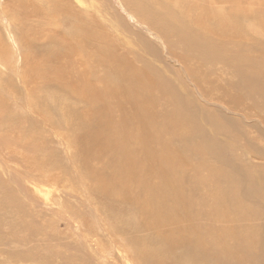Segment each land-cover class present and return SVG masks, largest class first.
<instances>
[{"label": "rangeland", "instance_id": "obj_1", "mask_svg": "<svg viewBox=\"0 0 264 264\" xmlns=\"http://www.w3.org/2000/svg\"><path fill=\"white\" fill-rule=\"evenodd\" d=\"M28 1H33L34 5H27L26 0H0V43L3 46L0 47V83L2 81L0 92L8 83L9 86L15 87V93H20L24 100L26 92L21 84L18 85L21 83L19 82L21 72H24L22 68L31 64L39 66L41 62V76L48 79L47 85L56 86L55 94H61L63 97L67 94L68 101L71 99L73 101V98H76L83 102L77 100L76 110L72 108L73 114L70 118L73 123L81 122L82 113L80 111L86 108V111L92 116L91 121L98 125L99 129L105 130L104 125L96 123L98 114L105 112L108 116L102 114L99 118L111 120L112 136L117 137L124 133L125 129L117 124L116 118L131 127L133 110L137 106L133 103H115L114 97L110 94H107V97L98 96L104 101L96 102L97 97H94L89 104H86L73 84L69 80L65 81L64 75H69V72L65 71L64 75L61 73L72 59L81 58L82 55H77L72 51L68 52L67 44L58 42L56 34L61 31L69 36L71 33L73 34L74 29H86L87 34L97 37V40L84 36L91 41H96L95 43L99 44L100 48L104 47V43H112L121 47V56L128 53L129 57H135L134 62L143 68L147 66V62H151L150 65L164 76L162 80L157 76L159 81L163 83L165 78L169 82L171 81L172 84L168 86L173 85L175 92L183 99H191V103L186 105L179 101L174 107L168 108L167 115H163L157 121L147 119L146 124L149 130H158L161 123L165 119L168 120L169 114L175 115L181 112L179 118H184L188 122L190 127L186 129L189 133L192 132L191 136L186 138V144L191 148L189 151L184 150L185 158L191 160L192 164L189 165L186 162L181 167L175 168L176 173L180 175L178 182H174L175 196L179 204L186 208L184 212L180 216L169 217L160 222L149 216L142 236L152 239L163 238V241L167 243L165 236L169 234L177 241H183L180 247L171 248L167 254L165 260L168 264H172L174 261L178 262L184 255L197 264H236L238 259L234 250L239 247L242 238L252 232L259 234L260 238L256 241V243L260 242L256 258L260 257L261 262L258 260L257 264H264V246H262L264 245V104L258 107L252 101L254 98L251 97L254 89H251L250 79L247 77L250 65L248 61H255V58L250 55V46L243 45L229 26L228 33L222 31L223 36L220 37L221 42L217 49L220 59L214 61L213 64L208 63L209 57L205 58L202 63L196 57L190 58L193 55L187 56L191 45L189 43L179 44L176 41L178 40L176 31L170 30L168 24V17L174 14L176 20L183 23L180 26L182 25L183 38L186 41H190L189 37L192 39L191 35H196L197 29L192 24L190 15L185 18L180 16L177 7L181 4L179 2L187 0H56L58 3L56 8L50 6L52 0ZM138 2L142 3L139 7L140 10L137 11L135 8ZM171 2L174 3L172 7L169 5ZM195 2L207 17H214L211 11L215 9L212 8L210 0H195ZM252 3L251 10L255 13L258 9L261 15H264L260 0H253L250 4ZM221 4L225 10L221 11L225 12V16L233 13L229 10L232 3L223 2ZM236 5L232 8L233 10ZM128 6L130 7L128 8ZM131 7L134 10L130 11ZM173 7L175 12L171 10ZM146 9L151 13L147 14L149 21L144 19ZM165 11L168 12L164 13ZM55 12L59 14L63 22L56 21ZM239 13L243 12H235L237 19L240 16ZM73 14H82L83 16L84 20L81 19L78 26L75 25ZM142 15L143 18H141ZM242 15L239 19L248 21V26L245 25L241 29L238 37L245 38V33L250 37L260 38L264 42V36L254 32V21L252 20L257 15L251 17ZM45 20L49 21L44 23ZM55 23L62 24L59 27ZM77 38L74 37V40ZM250 43L253 51L257 43L254 40H251ZM28 49L39 60L27 59ZM32 50L35 53H32ZM90 51L92 54L90 57H85L86 61L99 57L94 49ZM132 53H135L136 56ZM236 58L239 60L240 67L238 74L232 65V61ZM24 60L25 65L22 63ZM192 66L202 74L198 75L195 80L186 72V67ZM177 76L180 78L181 84L178 82ZM139 81L141 82V80ZM194 81H197L198 85L194 84ZM155 82L156 79L153 77L154 86ZM91 83L93 84V79H90L86 84L91 86ZM40 85L41 83L38 86ZM183 85L186 87L188 85V87L184 90ZM206 87H209L208 92L205 90ZM88 89L85 90L87 96ZM231 91L239 92L237 97ZM50 92L42 95L41 99L44 98V101L41 106L52 100ZM224 96L228 98L227 104L219 101ZM110 100L113 102L111 103ZM17 108L15 113L25 112L28 115L26 119H20L23 124L22 132L18 135H8L7 140L0 134V181L2 182L0 185V264H25L19 263V258L24 259L26 264H43L44 260L35 263V258L39 254H45L47 249L51 257L50 264H77V262L63 259L62 247L71 250H74L73 248L85 250L86 252L93 247L95 256H86L84 260L87 262L83 261L84 264H130L124 262L122 253L116 251L112 245L113 241L104 240L101 225L96 221L100 199L103 201L99 209L100 214L105 212L107 204L116 210L123 209V205L118 204L114 197L106 198L113 194L106 190L104 192L98 189L92 190L90 192L92 200H88L89 195L77 186L79 184L74 182L75 167L72 166L73 162L68 153L60 145L47 151L49 166L54 163L57 167L44 168L43 176L40 174L33 177L27 175L29 169L41 168L38 167L41 152L31 146L26 150V154H23L12 143L17 140L22 144L25 136L37 135L41 128V122L37 121L35 114L30 112L31 108L26 107V104ZM157 108L161 110L166 107L158 106ZM204 108L206 109L204 110ZM60 109L57 110L58 115L55 117V121H61L63 117L68 116L64 115ZM109 109L111 111H107ZM2 111L5 118L4 126L10 129L11 126H6L10 123L11 113L7 109H2ZM66 111L68 108L64 113ZM118 112L122 113V117H117ZM144 114L152 116L149 112ZM138 116L142 118L144 115L140 113ZM15 119L16 117L13 118L14 121ZM80 132V124L78 129L70 131L75 148L77 146L75 142L80 139ZM206 143H209L207 145L209 149L205 147ZM112 145L117 146L114 143ZM31 148H34L31 153L32 158L25 162L24 158ZM106 153H110L107 148L99 155H93V157H98V163H95L98 168L101 163H107ZM158 155L149 154L156 166L155 169L159 171V177L145 174L136 175V169L131 165L134 160L123 168L132 184L129 187L134 188L137 197L138 191L143 192L145 187H148L152 194L159 196L160 194L154 191L153 187L159 188L160 178L172 175V172H169L171 167H157ZM212 167H222L225 172H222L223 175L215 174ZM163 171H166L167 174L162 173ZM104 173L108 179L109 173ZM94 175L95 172L88 173L89 184H95V182H100L101 185L105 184L102 175H100V179L90 181ZM193 175L201 181L205 179L207 184L192 180L196 185L194 189H191L188 186V182H190L188 179L194 177ZM220 175L228 185L226 190L233 193L234 189L230 188H236L234 195L236 193L240 201H234L223 211H216V207L224 206V203L220 199L216 200L211 193L213 189H219L216 176ZM36 176L40 181L36 179ZM147 178L149 180H146ZM33 181L38 182V191H35L31 185ZM223 184L221 183V185ZM88 189L89 187H86L87 191ZM167 194L173 197L174 192ZM124 195L131 200L128 207H135L134 197L127 193ZM155 205L159 206L157 203ZM253 207L257 208L259 212L255 218L242 213L241 219L237 214H233L239 210L245 211ZM228 211L233 216L228 215ZM118 219L123 225V215H119ZM212 229H215L218 234H213ZM170 231L174 233L172 234ZM53 233L55 236L51 235ZM88 234H91L92 238ZM202 235H204L203 238ZM260 236H263L262 240ZM37 238L43 239L37 243ZM100 246L107 251L103 256L98 255L103 251ZM167 247L166 244L165 248ZM224 250L232 252L225 256H219V252ZM116 254L119 256H115Z\"/></svg>", "mask_w": 264, "mask_h": 264}, {"label": "bare ground", "instance_id": "obj_2", "mask_svg": "<svg viewBox=\"0 0 264 264\" xmlns=\"http://www.w3.org/2000/svg\"><path fill=\"white\" fill-rule=\"evenodd\" d=\"M26 1L27 5H34L33 1ZM194 1L195 0L182 1L179 2L181 3L180 6H177L180 16L185 18L186 16L190 15L192 24L197 29L196 35H191L192 39L189 37L190 41H186L183 38L184 30H182L183 28H181L182 25L180 26V24H183L182 21L180 19L179 20L181 22L176 20V16L174 14L168 17L170 30L176 31L175 33H177L176 38H178V40L176 41H178L179 44L185 45V43H189L191 45V49L187 52V56L193 55L190 58L196 57L199 62L203 63V60L209 57L208 63L213 64L214 61L220 59L219 51L217 49L218 45L221 42L220 37L223 36L222 31L228 33L227 29L230 26L231 29L235 32V37L240 40L243 45L250 46V55L252 56V58H255V61H248L250 65L248 67L247 77L250 79L249 84L251 86V89H254V91L251 93V97L254 98V100H252L253 103L258 107L262 106L264 104V42H262L260 38L253 36L250 37L245 33V38L243 36V38H239L238 34H240L241 29H243L245 25L248 26V21L245 22V19L243 21H241L242 18L241 20L239 19L242 14H245L246 16L248 15V17L257 15L252 20L254 21V32H258L259 34L264 36V15H261L258 9L255 11V13L251 10L253 3H250L253 0H210L212 2V8L215 9L214 11H211V14H213L214 17H207L204 11H200V8L196 6V2L194 3ZM50 2V6H52L53 8H56L58 6L56 0H52ZM223 2H230L233 4H231L229 8V10L233 11V13L225 16V12H222L225 11L223 5L221 4ZM260 2L264 10V0H260ZM141 3L138 2L136 4L135 9H137V11L140 10L139 7L141 6ZM173 4L174 3L172 2L169 3L171 7ZM236 4L239 6H237ZM234 5L236 6L233 10L232 8L234 7ZM129 7L130 6H128V8ZM39 8H41V6H39ZM132 9L133 8L131 7L130 11ZM171 10L175 12L174 7ZM236 11L243 12L241 14L239 13L240 16L238 19L240 21L236 18L237 15L235 16ZM167 12L165 11L164 13ZM148 13L150 12L146 9L144 13V19H147ZM56 15V21L63 22L59 14L56 13ZM73 15L74 21L76 22L75 25L78 26L80 20H84L83 16L82 14ZM246 16L245 18H248ZM242 17L244 16L242 15ZM137 18L140 19L139 17ZM141 18H143V15ZM48 21L49 20H45L44 23ZM55 24L60 27L62 23ZM169 28L167 29L169 30ZM59 33H61V31L56 34L58 42L67 44L68 52L72 51L77 55H82L81 58L72 59L69 62L67 68L62 69L61 73L63 75L65 71L69 72V75H64L65 81L68 82L69 80L73 84V86L78 90L79 95L82 97V99L86 101V104H89V102H91L94 97H97L95 99L96 102H98L99 100L104 101L102 98H98V96L107 97V94H110L114 97L113 101L115 103L125 102L135 104L137 107L133 110L134 114H132L133 120H131V127L128 124L125 125L124 123H122V121L116 118L117 124L121 125L125 129V132L121 133L117 137H113L111 133V120L99 118L102 114L108 116L107 113L100 112L98 114V118H96V123L102 124L105 127V130H102L99 129L98 125L94 124L91 121L92 116L89 115V112L86 111L87 109L84 108L80 111L82 113L81 122L79 123L81 132L80 139L75 142L77 144L75 148L73 137H70V131L72 129H78L79 124L73 123L70 117L73 114L72 108L73 110H76L78 101H82L76 98H73V101L72 99L68 101L67 94L65 95V97H63V95L61 94H55L54 89L56 88V86L47 85L46 83L48 79H46L45 76H41V62L39 66L31 64L28 67H25L24 60V62L22 61V63H24L23 67H25L22 68L24 72H21V76L19 75V82L21 83H18V85L21 84L26 92L24 100H22L20 93H15V87L9 86L8 83L6 85L4 84V88L2 86L3 89L0 92V134H2L3 137L7 140L8 135H18L19 133H21L23 130V124H21L20 119H26L28 115L25 112L15 113V111L18 109V106L21 107L25 104L26 107L29 106L31 108L30 112L34 113L37 121L41 122V128L37 135L34 134L25 136L22 144L17 142V140H14V142L12 143V145L14 147H17L19 152L23 154H26V150L31 146L41 152V157L38 162V167L41 168L29 169L27 175L33 177L36 174H40L43 176L44 168L57 167V165L54 163H51V165L49 166L47 151L50 148H54L60 145L62 149L68 153L70 160L73 162L72 166L75 167L76 178L74 179V182L76 184H79L77 186L89 195L88 200H92V196L90 194L92 190L98 189L102 192L106 190L109 192H113L112 195H109L106 198L114 197L117 200L118 204H122L124 207L123 209L116 210L114 207L107 204L105 212L100 214L99 209L100 206H102L101 203H103V201L100 199L96 221L99 222V225H101L104 234V240L109 242L113 241L112 245L115 247L116 251L122 253V257L125 263L168 264L165 260L167 254L169 253L171 248L174 249L180 247L183 241H177L173 236L167 234L165 236L167 238V243H165L163 241V238L152 239L150 237H143L142 232L145 225L148 223L149 216L160 222L169 217L180 216L186 209L179 204V201L175 196L174 182H178V178L180 177V175L176 173L175 168L181 167L186 162L189 165L192 164L191 160L185 158L186 154L184 156V150L189 151L191 148L187 146L186 138L190 137V133L192 132L189 130V133L186 129L190 127L188 125V122L184 118H179V114L181 112L175 115L169 114L168 120L165 119L161 123L159 129L155 131L149 130L146 124V120L150 119L152 121H157L163 115H167L166 112L168 111L169 107H174L176 103H179V101L185 103L186 105H189L191 103V99H183V97L175 92L173 85L168 86L169 84H172V82H169L166 78L165 82L161 83L158 77L160 78V80H162L164 76L160 74V71L154 69V67L150 65L151 62H147V66L143 68L141 65L135 63V57H129L128 53L121 56V47L119 48V46H116L112 43H104V47L100 48L98 46L99 44L95 43L96 41H91L84 36L86 35L92 39L97 40V37L88 35L86 29H74L73 34L71 33L69 36L63 33L58 35ZM74 37L78 38L74 40ZM251 40H254L257 43L253 51L250 43ZM0 47H3L1 43ZM91 49H94L99 57L95 58V61H86L85 57H90V55L92 54L90 51ZM30 52L31 50L28 49L27 53L29 55L26 54L27 59L31 58L36 61L39 60V58H37L34 54H31ZM32 53H35L34 50H32ZM134 54L132 53V55ZM232 65L234 71L238 74L240 72L239 60L237 58L234 59L232 61ZM186 72L191 76L192 79L194 78L193 80H195V78L197 79L198 75H202L193 66L186 67ZM153 77L156 79L155 86L152 83ZM90 79H93V84L91 83V86L86 84ZM177 79L181 84L180 78L178 77ZM139 80H141V82ZM14 81L16 82V80ZM194 82V84L198 85L197 81ZM40 83L41 85L38 86ZM187 87L186 85L182 86L184 90ZM195 88L197 87L195 86ZM86 89H88V96L85 92ZM248 89H250L249 86ZM205 90L208 92L209 87H206ZM49 91H51L50 96L52 97V100H50L49 103H46L44 106H41V103L44 101V98L41 99L42 95ZM237 93L239 92L235 91L233 95L237 97ZM222 98L223 99L219 101L221 103L227 104L228 98L226 96ZM113 101L110 100L111 103ZM153 105H155L156 107ZM158 106H165L167 109L163 108L159 110L157 108ZM58 108H61L60 111L64 115H68L69 117L65 116L61 121H55V117L58 115ZM66 108H68V111H66L67 113H64ZM2 109H7L9 113H11L9 118L10 123L8 126H6H11L10 129L5 128L4 126L5 118L3 117ZM205 109L206 108H204V110ZM107 111H111V109ZM147 112H149L152 116H146L144 113ZM140 113H143L144 115L142 118L138 116V114ZM14 117H16L15 121L13 120ZM117 117H122V113L118 112ZM16 137L18 138V136ZM124 137L126 138V140ZM112 143L117 146L112 145ZM208 144L209 143H206L205 147L209 149V146H207ZM34 148H31L29 150V153H27V156L25 158L23 155L25 162L31 160V153ZM105 148L109 149L111 154L106 153L105 160L107 163H101V166L98 168L95 164L98 163V157H93V155H99ZM149 154H152V156L159 154L157 157V160H159L157 167H171L169 172H172V175L167 178H160L159 188L156 186L153 187L154 191L160 194L159 196H157L156 194H152L150 192V189L148 187H145L143 192L138 191L137 197L134 188L129 187L132 184L130 183V179L127 178V175L123 171V168L126 167V165L130 161L134 160L131 162V165L136 169V175L141 176L142 174H145L150 175L151 177H159V171L155 169L156 166L151 160ZM212 171L215 174L221 173L222 175V172H225L222 167H212ZM89 172H95V175L90 179V181L98 180L101 178L100 175H102V177L105 179V184L101 185L100 182L89 184L87 177ZM104 172L109 173L108 179ZM162 173L167 174L166 171H163ZM222 175L216 176L218 178V180L216 178L218 182L217 187L220 190L213 189L211 191L216 200L220 199L224 203L223 207H216V211H223L234 201H240L237 194L235 193L234 195V192L236 190L235 187L230 188L234 189L233 193L226 190V187L228 185L222 178ZM36 179L40 181L37 176ZM146 180H149V178H147ZM188 180L190 181L188 182V186L191 189H194L196 185V183L192 180H197L202 184H207V181L205 179H202L201 181L195 176L190 177ZM221 183L224 184L221 185ZM1 184L2 182L0 181V185ZM37 184L38 182L34 181L31 184L35 191L39 190ZM86 187H89L88 191L86 190ZM172 191L174 192V194L173 197H170L167 193ZM124 193H127L128 195L134 197L135 207H128V204L131 203V200L130 198H127ZM155 203H157L159 206L155 205ZM242 213L246 214L247 216H252L253 218L257 217L259 214L258 209L254 207L245 211L239 210L238 212L233 214H237V216L242 219V217H240ZM75 214L77 213L75 212ZM233 214L228 211V215L233 216ZM119 215H123V225L120 224V221L118 219ZM170 232L172 234L174 233L173 231ZM211 232L213 234H218L215 229H212ZM251 233L252 232L244 236L242 238V241L239 243V247L234 250L238 259L236 264H257L261 262V260H259L260 257L256 258L258 252L257 250L260 245V242L256 243L257 239H260L259 234ZM91 234H88L90 238H92ZM51 235L55 236L54 233ZM203 237L204 235H202V238ZM37 239V243H40L43 238ZM166 244L168 245L167 248H165ZM100 247L103 251L98 255L103 256L105 252L107 253V251L104 247ZM73 249L74 250L62 247L61 255L63 256V259L69 262H77V264H84V262H87L84 260L86 256H95L93 247L89 249L88 252H86L85 250L81 251L75 248ZM48 252L49 251L47 249L45 254L37 255L35 258V263H38L40 260H44L43 264H50L51 257ZM230 252L232 251H221L219 252V256H225ZM115 256L119 255L116 254ZM24 261L25 260L22 258L18 259L19 263L26 264V262ZM172 264L197 263L184 255L183 258H181L178 262L174 261Z\"/></svg>", "mask_w": 264, "mask_h": 264}]
</instances>
